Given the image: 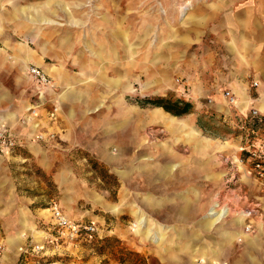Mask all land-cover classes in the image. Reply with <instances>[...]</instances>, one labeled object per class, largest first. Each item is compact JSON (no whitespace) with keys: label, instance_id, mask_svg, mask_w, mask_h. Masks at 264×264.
I'll return each mask as SVG.
<instances>
[{"label":"rangeland","instance_id":"374dc122","mask_svg":"<svg viewBox=\"0 0 264 264\" xmlns=\"http://www.w3.org/2000/svg\"><path fill=\"white\" fill-rule=\"evenodd\" d=\"M105 1L100 7L97 0H0V44L7 43L10 54L15 45L39 49L41 44L53 56H67L63 80L49 75L51 83L43 86L29 74L23 90L17 89L20 82L0 81L10 96L19 94L25 103L36 104L20 115V138L8 129L18 146L0 152L5 235L23 237L27 245L19 264H163L158 245L137 232L148 226L132 216L129 206L150 193L168 205L154 210V217L185 227L199 237L194 244L219 239L221 227L249 233L225 244L222 260L228 264L242 261L243 251H264V178L252 156L264 149V127L256 128L255 122L264 119V19L260 27L250 21L251 13H264V0ZM21 13H46L57 24L33 23ZM113 31L123 35L115 37ZM234 85L244 87L247 95L240 90L238 95ZM227 90L235 92L237 104H229ZM158 98L190 103L189 112L175 115L153 101ZM158 110L200 131L193 129L188 142L201 135L212 145L204 154L193 152L188 143L178 149L174 160L181 163L183 172L177 176L184 178L182 185L172 181L161 188L137 187L125 181L121 170L130 173L139 162L120 165L117 145H130L137 128V138L147 140L138 143L145 156L157 158L165 143L175 147L172 134L165 136V125L154 116ZM201 138L200 147L207 142ZM132 154L130 149L126 156ZM192 167L202 172L191 175ZM176 192L186 196L187 207ZM125 196L120 213L108 209ZM55 203L71 219L97 230L66 237L51 222ZM182 206L186 220L180 222L175 214ZM210 206L229 211L224 218L213 217ZM250 209L260 212L249 216ZM204 217L219 220L208 229ZM240 217L241 225L236 223ZM180 255L183 264H193L187 253Z\"/></svg>","mask_w":264,"mask_h":264},{"label":"crops","instance_id":"0c3cea01","mask_svg":"<svg viewBox=\"0 0 264 264\" xmlns=\"http://www.w3.org/2000/svg\"><path fill=\"white\" fill-rule=\"evenodd\" d=\"M97 5H100V7L105 6L106 3L105 0H97ZM110 11V10H107ZM28 21L33 23H48L49 24H57V21L55 19L50 18L46 13H21ZM181 13H179L180 15ZM68 17H72L73 15L71 13H67ZM189 16V15H188ZM187 13L183 15V19H186ZM247 17L243 19L242 22H246ZM251 18V19H250ZM250 21L253 22L256 21L258 24V27H260V24L263 23L264 19V13H251ZM78 22V20L76 21ZM249 22V21H248ZM2 26V25H1ZM262 26V25H261ZM3 27V26H2ZM118 34L116 31H113V35L115 37H121L123 34L119 32ZM0 34H4L1 31L0 28ZM128 42V41H127ZM129 45V49H131V44L126 43ZM7 43L0 44V81H16L20 82V85H18L17 89L23 90V85L25 77H29V66L30 65H36L41 68H43L48 75H53L57 81L63 80L67 75L65 73L66 65L63 64L62 61L67 59V56L63 55H56L53 56L51 52H49L47 49L42 48V45L39 44L38 48L35 49L32 48L30 45H25V47H17L15 45L14 48V55L10 54ZM24 46V45H22ZM103 46V45H102ZM110 47L108 49L110 50L111 54H113V46L112 44H109ZM27 47H29L32 50H29L25 54V50H27ZM116 50V49H115ZM89 51L91 55L96 52H93V50L89 47ZM130 51V50H129ZM58 58L60 62H56L55 58ZM77 57H75V61ZM59 68L60 74L56 72L55 69ZM63 71V73H62ZM106 74V73H105ZM52 78V77H51ZM116 80V78H112V84L113 81ZM114 86V85H113ZM111 87V86H110ZM235 91L238 94V90H240L243 94L247 95V92L244 87L241 85H234ZM48 88V87H47ZM11 90L6 85L0 86V130L6 129L12 130L16 133L17 137H19L20 133V127L19 122L20 118L24 111H26L31 106H35L36 104H32L31 102L25 103L26 101L24 99L18 98L19 94L12 93V96H10ZM19 93V92H18ZM239 95V94H238ZM248 97V96H247ZM41 98V97H40ZM40 101V100H38ZM245 103H242L243 105H247L248 100L247 98H244ZM243 101V102H244ZM42 102H38V104H41ZM260 109L264 111V100L260 103ZM40 116L44 117V114L39 112ZM155 117H157V120L160 119L161 123L164 126V131L167 132L164 133L165 136H168L172 134L174 137L175 147H171L168 144H163L161 147V150L159 152H156L158 155L157 158H152V156H145L143 152L139 150V144L138 143H145L147 140H139L137 138V128L133 130V134L130 136V145L124 146L122 143L117 145L118 149V155L120 158V165L123 167L125 166V162L127 161H134L139 162V164H135V168L130 173H126V170H121V174L123 175V178L125 181L129 182V184L135 185L137 187L145 186L148 189L152 188L153 185L151 184H158V188L162 186H167V183L173 182H180L182 185L183 183V177L177 176L183 171L179 170V167L181 166V163L178 161L176 162L174 158H177L178 149L184 145V143H188L190 148L193 152L198 153H207V146L212 145V141L208 138H201L200 136L194 137L195 139L191 140L192 142H188L189 139H192L191 131L195 129L196 131L200 132L195 127L187 124V122H184V124L180 121V119L171 118L168 113L165 111L158 110L154 114ZM180 122L182 123L180 125ZM122 127V126H121ZM23 131H26V128L22 127ZM28 135H33L30 131H26ZM182 133V134H181ZM14 134V133H13ZM143 134V133H142ZM201 134V133H200ZM35 135V133H34ZM65 136H68V133H64ZM203 140H206V144L202 147L199 146V140L200 138ZM20 138V137H19ZM21 139H19L20 141ZM202 140V141H203ZM198 144V145H197ZM141 145V144H140ZM31 148H35L34 145L30 143ZM133 149L134 154L131 156H126L127 151ZM141 154H139V153ZM4 158V155L0 154V164ZM144 158V159H143ZM142 162L144 165H142ZM141 163V164H140ZM3 166H0V177H3ZM191 175H196L201 171L199 170V167H192L190 168ZM2 174V175H1ZM68 175V174H65ZM3 183L0 184V191L3 189L5 190V187L2 186ZM151 185V186H150ZM192 191L195 189L194 186H190ZM156 190V189H155ZM4 193V192H3ZM2 192H0V195ZM177 196L179 195V192H176ZM124 196V194H122ZM183 202L185 203V206L187 207L188 203L186 200V196L179 195ZM2 197V196H1ZM0 197V204L2 202H5V199H2ZM184 197V198H183ZM126 196L123 199L122 203L124 205H121L122 203L114 204V206H109L108 209L110 211H113L114 213H120L126 203ZM140 204L138 202L133 201L130 202V208H131V214L132 216L139 221L141 225L145 224L148 227L145 229L141 228L137 232L141 235H144L145 238L149 241H154L158 247V255L160 256V259L163 264H183L185 263V260L182 258L180 253H187L192 258V263H196V258L202 257V258H208L210 260H222V255L224 253L225 244L227 242H231L233 239H235L237 236H244L246 238L249 237V233L241 231H235L233 229H228L221 227L218 233L219 239L214 240H201V242L197 245L195 240H197L198 236H191L192 234L186 232L185 227H178L175 225H167L165 223L159 222L154 217V210L162 211V209H166L168 205L166 202H162L159 199H156V197L150 193L146 194L143 199L139 200ZM181 203V204H182ZM187 203V204H186ZM212 205V204H211ZM147 206V208L145 207ZM186 207H179L176 210L180 211L176 212L175 217L180 222H183L186 220L185 209ZM122 208V209H121ZM3 209L0 206V210ZM28 209H31L28 207ZM147 209V210H146ZM211 209V206L208 208V210ZM258 217V215H257ZM23 219L21 218V221ZM212 220V221H211ZM216 220H219L217 218L209 219L204 217L203 225L205 228H212L214 227V223ZM7 219L3 217V214L0 213V264H19V261L22 259V254H24L25 251H27V245L25 244V239H22L19 237L17 240L13 235H5L4 226L7 224ZM244 218L240 217L236 219V223L243 224ZM24 223V222H23ZM246 223V222H245ZM203 229V227H201ZM201 231V230H200ZM249 232V231H247ZM199 238V237H198ZM201 239V238H200ZM253 239V238H251ZM250 239V240H251ZM20 242H22L20 244ZM233 254V253H232ZM235 254V253H234ZM238 254V253H236ZM238 258V256H236ZM240 258H242V261L234 260L231 264H264V251H243L240 253ZM22 264H29L28 262H23Z\"/></svg>","mask_w":264,"mask_h":264},{"label":"built area","instance_id":"2783aa9c","mask_svg":"<svg viewBox=\"0 0 264 264\" xmlns=\"http://www.w3.org/2000/svg\"><path fill=\"white\" fill-rule=\"evenodd\" d=\"M29 74L41 85L46 86L51 83V78L48 73L41 67L36 65H31L29 67ZM226 98L228 99L229 104H237V96L234 91L227 90L225 92ZM253 116L258 114L257 110L252 111ZM51 116H55V112L51 113ZM43 137V135H41ZM18 146V141L15 135L9 130H0V152L8 153L14 150ZM255 160V166L258 170V173L261 177L264 178V149L254 150L252 153ZM51 210V222L54 227H57L62 234H65L66 237L70 239L78 238L80 235L89 234L96 231V226L93 224H87L84 222H78L71 219L65 211L57 204H53L50 208ZM260 210L250 209L247 213L248 215H252L254 213H258ZM250 225L246 227V230H250ZM38 264H41L38 262ZM197 264H228L227 261L218 260L213 261L208 258L202 259L199 258L197 260Z\"/></svg>","mask_w":264,"mask_h":264},{"label":"trees","instance_id":"16d2710c","mask_svg":"<svg viewBox=\"0 0 264 264\" xmlns=\"http://www.w3.org/2000/svg\"><path fill=\"white\" fill-rule=\"evenodd\" d=\"M157 105L165 107L168 111H171L175 115H183L189 112L190 103H183L181 105L180 101H176L175 103H167V99L158 98L153 100ZM256 128L262 129L264 127V119L262 117H257L256 119Z\"/></svg>","mask_w":264,"mask_h":264},{"label":"bare ground","instance_id":"6f19581e","mask_svg":"<svg viewBox=\"0 0 264 264\" xmlns=\"http://www.w3.org/2000/svg\"><path fill=\"white\" fill-rule=\"evenodd\" d=\"M180 10L181 11L185 10V6L182 5L181 8H180ZM228 211H229V209L227 207H224V208H222L219 211H217L215 208L211 207V209L208 211V214L211 215V216L217 215V216H221L222 218H224V216L228 213ZM199 258H202V257H199ZM202 259H206V258H202ZM213 261H218V260H213Z\"/></svg>","mask_w":264,"mask_h":264}]
</instances>
